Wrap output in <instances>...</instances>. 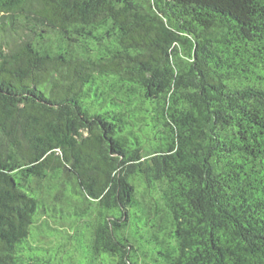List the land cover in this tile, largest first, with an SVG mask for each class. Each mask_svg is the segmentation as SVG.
<instances>
[{"label":"trees","instance_id":"trees-1","mask_svg":"<svg viewBox=\"0 0 264 264\" xmlns=\"http://www.w3.org/2000/svg\"><path fill=\"white\" fill-rule=\"evenodd\" d=\"M0 264H264V0H0Z\"/></svg>","mask_w":264,"mask_h":264}]
</instances>
